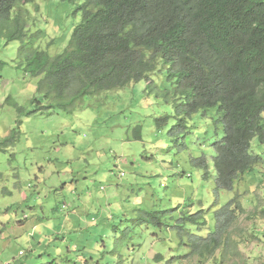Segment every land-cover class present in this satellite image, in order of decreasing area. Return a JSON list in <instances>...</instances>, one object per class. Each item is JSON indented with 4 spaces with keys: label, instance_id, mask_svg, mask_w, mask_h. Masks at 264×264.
Listing matches in <instances>:
<instances>
[{
    "label": "rangeland",
    "instance_id": "rangeland-1",
    "mask_svg": "<svg viewBox=\"0 0 264 264\" xmlns=\"http://www.w3.org/2000/svg\"><path fill=\"white\" fill-rule=\"evenodd\" d=\"M24 7L29 31L43 33L38 48L61 53L80 21L75 5ZM19 47L0 39V264H264V145L252 141L262 162L232 191L217 189L222 126L214 109L183 112L175 76L163 70L42 115L31 101L42 102L41 77L19 66ZM234 198L242 212L225 257L191 254Z\"/></svg>",
    "mask_w": 264,
    "mask_h": 264
},
{
    "label": "trees",
    "instance_id": "trees-1",
    "mask_svg": "<svg viewBox=\"0 0 264 264\" xmlns=\"http://www.w3.org/2000/svg\"><path fill=\"white\" fill-rule=\"evenodd\" d=\"M61 1L75 5L80 21L65 49L50 56L36 45L43 33L28 29L24 6L35 0H0V39L19 42V66L41 77L42 102L31 100L36 111L71 113L87 98L166 70L183 112L214 109L222 126L214 145L217 189L232 191L238 176L262 162L251 144L264 145V0ZM241 212L235 198L217 210L214 232L193 237L190 253L208 258L221 250L225 257L233 242L228 228Z\"/></svg>",
    "mask_w": 264,
    "mask_h": 264
},
{
    "label": "built area",
    "instance_id": "built-area-1",
    "mask_svg": "<svg viewBox=\"0 0 264 264\" xmlns=\"http://www.w3.org/2000/svg\"><path fill=\"white\" fill-rule=\"evenodd\" d=\"M22 253H20V255H21Z\"/></svg>",
    "mask_w": 264,
    "mask_h": 264
}]
</instances>
